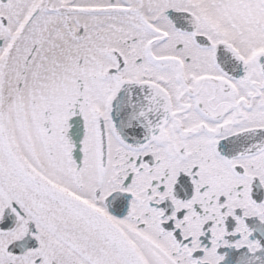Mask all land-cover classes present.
<instances>
[{"label": "snow or ice", "instance_id": "6c2138e0", "mask_svg": "<svg viewBox=\"0 0 264 264\" xmlns=\"http://www.w3.org/2000/svg\"><path fill=\"white\" fill-rule=\"evenodd\" d=\"M0 264H264V0H0Z\"/></svg>", "mask_w": 264, "mask_h": 264}]
</instances>
